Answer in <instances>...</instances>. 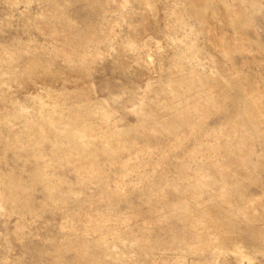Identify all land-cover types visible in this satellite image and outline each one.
I'll use <instances>...</instances> for the list:
<instances>
[{
  "label": "rangeland",
  "instance_id": "obj_1",
  "mask_svg": "<svg viewBox=\"0 0 264 264\" xmlns=\"http://www.w3.org/2000/svg\"><path fill=\"white\" fill-rule=\"evenodd\" d=\"M0 264H264V0H0Z\"/></svg>",
  "mask_w": 264,
  "mask_h": 264
}]
</instances>
